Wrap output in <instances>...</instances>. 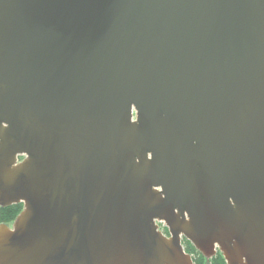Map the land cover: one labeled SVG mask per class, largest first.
Masks as SVG:
<instances>
[{
  "label": "water",
  "instance_id": "1",
  "mask_svg": "<svg viewBox=\"0 0 264 264\" xmlns=\"http://www.w3.org/2000/svg\"><path fill=\"white\" fill-rule=\"evenodd\" d=\"M12 204L0 264H264V0H0Z\"/></svg>",
  "mask_w": 264,
  "mask_h": 264
},
{
  "label": "trees",
  "instance_id": "2",
  "mask_svg": "<svg viewBox=\"0 0 264 264\" xmlns=\"http://www.w3.org/2000/svg\"><path fill=\"white\" fill-rule=\"evenodd\" d=\"M22 210V204H12L0 208V224H11ZM185 251L191 256L193 264H226L221 253L217 252L214 257L207 261L188 241L184 240Z\"/></svg>",
  "mask_w": 264,
  "mask_h": 264
},
{
  "label": "flooded vegetation",
  "instance_id": "3",
  "mask_svg": "<svg viewBox=\"0 0 264 264\" xmlns=\"http://www.w3.org/2000/svg\"><path fill=\"white\" fill-rule=\"evenodd\" d=\"M19 161L21 160V159H18ZM156 224H157V226H158V229L163 233V235H165L166 237H169V233H168V230H167V228L166 227H164V225L163 224H161V223H158V222H156ZM161 227V228H160ZM184 240H186L184 237H182V239H181V243H182V245H183V241ZM186 241H188V240H186ZM189 242V241H188ZM190 243V242H189ZM191 244V243H190ZM192 245V244H191ZM193 246V245H192ZM194 247V246H193ZM183 249H184V251H185V247H184V245H183ZM186 252V251H185ZM218 252V251H217ZM187 253V252H186Z\"/></svg>",
  "mask_w": 264,
  "mask_h": 264
},
{
  "label": "rangeland",
  "instance_id": "4",
  "mask_svg": "<svg viewBox=\"0 0 264 264\" xmlns=\"http://www.w3.org/2000/svg\"><path fill=\"white\" fill-rule=\"evenodd\" d=\"M11 224H8V226H10ZM161 228V227H160ZM206 264V263H205Z\"/></svg>",
  "mask_w": 264,
  "mask_h": 264
}]
</instances>
